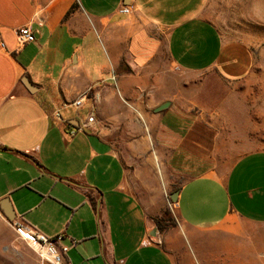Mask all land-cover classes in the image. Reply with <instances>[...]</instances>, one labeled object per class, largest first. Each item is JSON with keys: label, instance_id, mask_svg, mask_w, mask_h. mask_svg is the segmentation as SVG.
I'll return each instance as SVG.
<instances>
[{"label": "crops", "instance_id": "crops-1", "mask_svg": "<svg viewBox=\"0 0 264 264\" xmlns=\"http://www.w3.org/2000/svg\"><path fill=\"white\" fill-rule=\"evenodd\" d=\"M125 2L0 0V201L23 227L60 236L63 264H264V150L221 169L206 156L200 119L166 102L180 101V84L166 96L160 66L166 53L174 79L235 82L253 52L222 41L203 15L208 0ZM23 27L34 42L19 44ZM122 122L138 153L158 155L143 187L112 142ZM165 202L177 225L159 234Z\"/></svg>", "mask_w": 264, "mask_h": 264}, {"label": "rangeland", "instance_id": "rangeland-1", "mask_svg": "<svg viewBox=\"0 0 264 264\" xmlns=\"http://www.w3.org/2000/svg\"><path fill=\"white\" fill-rule=\"evenodd\" d=\"M203 15L216 27L224 43L243 44L253 52L255 61L250 73L235 82L215 74L174 79L177 76L170 74L165 53L160 57V66L165 69L162 81L167 85L166 96L174 92L169 89L171 84H180V101L167 99L166 102L200 119L203 127L198 129V136L206 156L225 170L240 156L264 150V0H208ZM207 81L211 83L206 84ZM195 100L196 105L192 104ZM88 108L81 113L82 117ZM159 108L155 112L160 111ZM132 127L131 122L118 123L112 142L128 171L137 173L138 186L143 187L146 181H151V167L157 164L158 155L138 153L142 147L137 143L139 139L132 136ZM185 179H175L176 186ZM159 217L163 218L164 227L161 232L157 230L159 234L177 225L171 203L165 202ZM14 222L7 221L0 212V264H33L31 259L38 255L20 237Z\"/></svg>", "mask_w": 264, "mask_h": 264}, {"label": "built area", "instance_id": "built-area-1", "mask_svg": "<svg viewBox=\"0 0 264 264\" xmlns=\"http://www.w3.org/2000/svg\"><path fill=\"white\" fill-rule=\"evenodd\" d=\"M129 12L128 7H123L119 10L121 14H127ZM18 42L20 45L32 43L35 40L33 32L28 27H23L18 30L17 33ZM82 105V101H74L71 104V107L75 109H80ZM54 118L58 122H63L61 114L59 110H56L54 113ZM94 121V116L91 114L86 118L85 123L81 127H77V130H82L86 128L90 123ZM75 131H70V135H74ZM17 224V232L20 237L31 247L34 252L38 255V257L46 262L47 264H63L65 260V253L67 252V247H59L56 242L60 240V236L49 239L45 235L30 229L23 227L18 222H14Z\"/></svg>", "mask_w": 264, "mask_h": 264}, {"label": "water", "instance_id": "water-1", "mask_svg": "<svg viewBox=\"0 0 264 264\" xmlns=\"http://www.w3.org/2000/svg\"><path fill=\"white\" fill-rule=\"evenodd\" d=\"M124 1H126L125 2L126 5H130L129 0H124ZM167 105L168 104H165V107H167ZM163 108L164 107H160L157 110H161ZM176 196H177V191H175L173 194H171L169 196V198H170L171 201H174ZM0 211L2 212V215L5 217V219L7 221L13 222L15 220V214L13 213V211H12L10 205H9V202L6 199L0 201ZM155 235H156V229H154L153 233H152V236H155Z\"/></svg>", "mask_w": 264, "mask_h": 264}, {"label": "trees", "instance_id": "trees-1", "mask_svg": "<svg viewBox=\"0 0 264 264\" xmlns=\"http://www.w3.org/2000/svg\"><path fill=\"white\" fill-rule=\"evenodd\" d=\"M69 13H67V15H68ZM50 117H51V114H50ZM52 118V117H51ZM65 125H67V123L65 124ZM64 125V126H65ZM174 191H176V189L174 190ZM173 191V192H174ZM164 214V213H163ZM154 224H155V227L157 228V230L159 231V232H161V231H163L164 230V227L162 226V222H163V218L162 217H157V218H155L154 220Z\"/></svg>", "mask_w": 264, "mask_h": 264}]
</instances>
